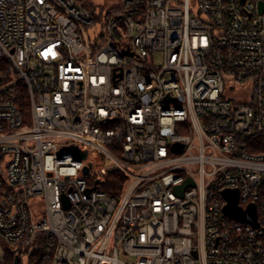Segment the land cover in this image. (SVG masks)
<instances>
[{"label":"built area","instance_id":"1","mask_svg":"<svg viewBox=\"0 0 264 264\" xmlns=\"http://www.w3.org/2000/svg\"><path fill=\"white\" fill-rule=\"evenodd\" d=\"M0 57V264H264V0H0Z\"/></svg>","mask_w":264,"mask_h":264},{"label":"water","instance_id":"2","mask_svg":"<svg viewBox=\"0 0 264 264\" xmlns=\"http://www.w3.org/2000/svg\"><path fill=\"white\" fill-rule=\"evenodd\" d=\"M175 151H181V148H179L177 145L174 146ZM86 155L82 154L81 156L78 157V159H85ZM84 173H88V169H84ZM192 182L191 180H187L180 188H178V193L181 194L183 188L187 186H191ZM224 197L227 201V206L225 208V213L232 217L235 218L238 221H242L245 223H248L254 227H257L256 223V215H255V208L253 206H250L247 211L241 212L237 208V192L236 191H226L224 193ZM15 264H18V260H15Z\"/></svg>","mask_w":264,"mask_h":264},{"label":"trees","instance_id":"3","mask_svg":"<svg viewBox=\"0 0 264 264\" xmlns=\"http://www.w3.org/2000/svg\"><path fill=\"white\" fill-rule=\"evenodd\" d=\"M6 68H7V61L5 60V58L0 57V84L7 80ZM116 176L117 175H115L114 177L116 178ZM107 178H111V176H108ZM106 191H108V189H106ZM37 246L38 245L34 243L24 248L26 264L39 263L41 254ZM5 250L6 253H5L4 264H15V258L14 255L11 253L10 249L9 250L5 249Z\"/></svg>","mask_w":264,"mask_h":264},{"label":"rangeland","instance_id":"4","mask_svg":"<svg viewBox=\"0 0 264 264\" xmlns=\"http://www.w3.org/2000/svg\"><path fill=\"white\" fill-rule=\"evenodd\" d=\"M94 2L98 5H101L103 4L104 0H94ZM191 2H194V0H191ZM92 158H94L95 160L98 159V158H95L94 156H92ZM98 163V162H97ZM100 163V162H99ZM97 166H100V165H97ZM107 178V177H106Z\"/></svg>","mask_w":264,"mask_h":264}]
</instances>
